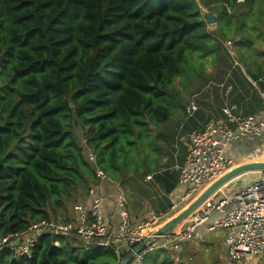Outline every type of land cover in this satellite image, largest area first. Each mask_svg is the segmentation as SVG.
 I'll list each match as a JSON object with an SVG mask.
<instances>
[{
  "label": "trees",
  "instance_id": "1",
  "mask_svg": "<svg viewBox=\"0 0 264 264\" xmlns=\"http://www.w3.org/2000/svg\"><path fill=\"white\" fill-rule=\"evenodd\" d=\"M229 38L262 54L264 0H0V237L75 222L95 167L134 174L165 140L174 97L212 76L207 58L231 60ZM128 252L46 231L0 264H118Z\"/></svg>",
  "mask_w": 264,
  "mask_h": 264
},
{
  "label": "crops",
  "instance_id": "2",
  "mask_svg": "<svg viewBox=\"0 0 264 264\" xmlns=\"http://www.w3.org/2000/svg\"><path fill=\"white\" fill-rule=\"evenodd\" d=\"M228 41L230 42L225 41L226 44ZM225 42L224 47L230 53L232 61L222 58L212 61L210 58L212 68L206 71L212 76L208 82L203 86L200 83L201 88L197 91L188 89L184 91L183 97H174V109L161 131L165 139L162 144L150 148L149 156L142 160L134 174L119 180L112 179V182L98 180L95 183L101 195L104 221L111 233H115L120 220L119 196L124 199L132 221L160 217V221L153 227L156 230L182 210L180 207L170 213V205L179 201L183 193V187L179 183L180 166L184 163L188 149L189 132L205 128L211 120L234 126L235 122L228 120L224 112V107L228 105L234 106L232 112L236 116H264V47L261 48V55L254 54L253 46L242 48L236 54L232 46H226ZM190 103L195 104L197 109L188 113L187 107ZM260 146L262 145L258 140L240 138L228 143L225 150L228 157L237 164L248 161L252 154L261 156L263 148L260 149ZM250 173H244L222 186L218 197L207 202L219 201L227 196L230 202L223 209L231 210L236 205L234 194L250 181L245 179ZM87 203L88 196L84 194L83 200L75 204ZM77 215L74 210L70 213V220L75 221ZM221 215L222 211H213L197 227L199 237L183 241L178 251L173 249L174 236L185 229V222L165 235L156 237L142 250L140 264H229L225 241L229 229L210 227ZM116 245L122 251L131 249L123 244ZM130 264H135L134 260ZM239 264H264V255L248 257Z\"/></svg>",
  "mask_w": 264,
  "mask_h": 264
},
{
  "label": "built area",
  "instance_id": "3",
  "mask_svg": "<svg viewBox=\"0 0 264 264\" xmlns=\"http://www.w3.org/2000/svg\"><path fill=\"white\" fill-rule=\"evenodd\" d=\"M227 44L230 42L228 41ZM233 108L234 106L228 105L224 107V112L228 120L235 122L234 126H230L227 122L216 123L211 120L205 128L193 130L187 134L189 145L184 163L180 166L179 177L183 193L179 201H174L170 205V213L177 211L180 207L182 210L186 208L209 183L235 165V162L226 154L225 149L228 143L245 138L250 141L258 140L264 146V116L262 114L236 116L232 112ZM196 109L197 106L190 103L187 112L190 113ZM81 142L84 145L85 139ZM85 155L90 163L95 164L96 157L90 148H85ZM261 156H264V152ZM95 173L99 181H113L98 167H95ZM87 196V205L73 206L78 213L75 222L38 221L31 224L25 231L0 237V251L6 249L15 255H29L37 239L46 231L61 234L73 230L85 241H95L100 246L105 247L113 242L130 248L155 233L156 229L153 227L160 221V217L132 221L121 196L118 197L120 220L115 233H111L104 221L101 195L96 184L88 187ZM233 200L236 205L228 211L223 209L224 205L230 202L227 196L215 202L206 201L197 208L184 221L185 229L174 236L173 249L178 251L183 241L197 239L199 237L197 227L213 211H222V215L210 227L211 229H229L225 237L228 261L240 263L248 257L263 256L264 171H257V177L237 190ZM142 255L143 251L135 255L133 259L135 264H140Z\"/></svg>",
  "mask_w": 264,
  "mask_h": 264
},
{
  "label": "water",
  "instance_id": "4",
  "mask_svg": "<svg viewBox=\"0 0 264 264\" xmlns=\"http://www.w3.org/2000/svg\"><path fill=\"white\" fill-rule=\"evenodd\" d=\"M203 16L208 25L215 24L216 17L211 11L205 10ZM257 171H264V160H248L231 166L220 177L209 183L186 208L158 228L152 236L134 245L128 254L119 260L118 264H130L135 255L144 250V248L151 244L156 237L163 236L179 224H182L190 214L203 205L207 200L218 197L219 190L222 186L244 173Z\"/></svg>",
  "mask_w": 264,
  "mask_h": 264
},
{
  "label": "rangeland",
  "instance_id": "5",
  "mask_svg": "<svg viewBox=\"0 0 264 264\" xmlns=\"http://www.w3.org/2000/svg\"><path fill=\"white\" fill-rule=\"evenodd\" d=\"M205 10H206V9L202 8V11H203V12H204ZM209 27H210L211 29H214L215 26H214V24H213V25H209ZM229 39H230V44H226V42H225V45L228 46V47H229V46L231 47V46L233 45V39H232V38H229ZM259 39H263V38H259ZM227 40H228V39H226V41H227ZM255 42H259V41L256 40ZM262 43H264V39H263ZM254 44H255V43H254ZM261 46H262V45H256V47H258L259 49L262 48ZM232 49L234 50L233 47H232ZM233 50L231 51L232 55H233ZM234 52H235V51H234ZM205 67H206L207 70L212 68L210 58H207ZM184 93H185V92L181 93L180 96L183 97V96H184ZM185 96L187 97L186 94H185ZM78 136H79V138H81V133H78ZM261 145H262V146H260V149L263 148L262 151L264 152V146H263L262 143H261ZM250 158H253V159H250ZM259 158H260V159H264L262 156H258V157H257V156H254L253 154L250 155V157H249L248 159H249V160H256V159H259ZM256 177H257V172H251V173L249 174V177H246L245 179L249 181V180H252V179H254V178H256ZM243 186H244V185H243ZM243 186H241V187H243ZM241 187H240V188H241ZM238 188H239V187H238ZM240 188H239V189H240ZM239 189H238V190H239ZM181 211H182V210H181ZM181 211H180V212H181ZM180 212H179V213H180ZM177 214H178V213H177ZM177 214H175V215H177ZM175 215H174V216H175ZM227 261H228V260H227ZM228 263H229V264H236V263H231V262H229V261H228ZM237 264H239V263H237Z\"/></svg>",
  "mask_w": 264,
  "mask_h": 264
}]
</instances>
